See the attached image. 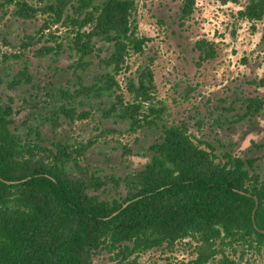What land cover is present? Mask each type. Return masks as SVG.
Returning <instances> with one entry per match:
<instances>
[{"label":"trees","instance_id":"trees-1","mask_svg":"<svg viewBox=\"0 0 264 264\" xmlns=\"http://www.w3.org/2000/svg\"><path fill=\"white\" fill-rule=\"evenodd\" d=\"M2 3L16 4L24 18L38 10L30 0ZM193 5L187 0L183 12L191 14ZM41 9L71 29L70 45L80 54L79 64L96 51L98 41L111 44L102 61L114 72L82 84L84 92L109 94L130 50L143 52L150 40L139 34L136 0H47ZM240 14L262 19L264 0H250ZM197 46L206 59L216 56L212 42L200 40ZM21 72L24 78H15V84L32 80L27 69ZM143 74L138 85L131 84L138 102L125 103L118 95L108 110L109 116L130 119L137 129L158 125L166 110L155 104L153 70ZM145 102L147 110L142 109ZM257 105L256 98L247 101L251 113L260 111ZM61 108L65 113L76 109ZM12 113L10 104L0 103V264H94V255L104 247L123 257L193 236L200 250L184 264H242L218 250L219 239L264 247V179L252 159L233 153L220 157L209 142L195 140L186 124L170 125L149 146L151 159L143 168L102 178L80 160L92 141L42 144L40 127L26 134L12 128ZM110 181L124 183L126 194L103 198L96 192Z\"/></svg>","mask_w":264,"mask_h":264},{"label":"rangeland","instance_id":"rangeland-1","mask_svg":"<svg viewBox=\"0 0 264 264\" xmlns=\"http://www.w3.org/2000/svg\"><path fill=\"white\" fill-rule=\"evenodd\" d=\"M3 1L0 103L12 106L14 130L26 134L38 126L41 143L49 146L58 140L74 146L92 141L81 163L108 178L143 168L151 159L149 146L160 139L164 126L186 124L195 140L209 142L220 157L233 153L252 159L264 179V16L259 20L241 16L250 0H194L189 15L183 12L187 0H136L139 34L150 40L143 52L130 50L116 73L118 85L101 95L79 88L114 72L102 61L112 50L110 43L98 41L96 51L79 64L80 54L70 45L71 29L53 22L41 9L47 0H30L38 8L32 18L18 15L16 4ZM200 40L213 43L214 58L204 57L197 46ZM148 68L154 72L155 104L166 110L158 125L137 129L130 119L109 116L108 110H113L118 95L125 103L138 102L131 84L138 85ZM24 69L32 80L15 84V78H24ZM250 98L257 99L258 113L248 108ZM62 105L76 109L65 113ZM149 105L145 102L142 109ZM96 192L112 198L126 194L127 188L110 181ZM217 248L242 264H264V247L256 243H230L225 238L219 239ZM199 250L200 241L193 236L123 257L104 247L93 260L94 264H184Z\"/></svg>","mask_w":264,"mask_h":264}]
</instances>
